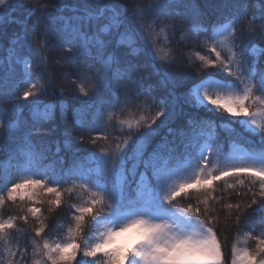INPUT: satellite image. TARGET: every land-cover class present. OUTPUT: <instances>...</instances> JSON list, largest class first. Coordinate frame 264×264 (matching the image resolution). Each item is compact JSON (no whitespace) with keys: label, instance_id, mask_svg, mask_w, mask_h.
Returning <instances> with one entry per match:
<instances>
[{"label":"snow or ice","instance_id":"1","mask_svg":"<svg viewBox=\"0 0 264 264\" xmlns=\"http://www.w3.org/2000/svg\"><path fill=\"white\" fill-rule=\"evenodd\" d=\"M0 161L4 264H264V0H0Z\"/></svg>","mask_w":264,"mask_h":264},{"label":"trees","instance_id":"2","mask_svg":"<svg viewBox=\"0 0 264 264\" xmlns=\"http://www.w3.org/2000/svg\"><path fill=\"white\" fill-rule=\"evenodd\" d=\"M69 2H71V0H69ZM219 2H220V0H198V3H200V5L202 7L205 4H210L213 7H215ZM14 28H15V25L10 26L8 28L9 33H11ZM164 50L168 51V49H164ZM192 58L195 61V55L194 54H193ZM185 59H187V57H185ZM195 63L199 64V61H195ZM154 111H155V109H152L153 113H154ZM139 115H144V116L147 117V116L150 115V113H149V111L147 109H145L143 112L139 113ZM61 143H62V141H61ZM101 145H103L105 147H114V146L106 143L103 140L98 141L97 147H99ZM81 147L82 148H87L89 146L82 145ZM3 163H4L3 161H0V166H2ZM220 186H221V188H226V186L223 185V184H221ZM77 191H79V190L77 189ZM227 191L232 192L233 190L232 189H227ZM231 199L233 201H235L237 199V197L233 196ZM72 202L73 201L69 198V194L65 193V195H64V205L60 209H56L52 213L49 214L47 212V205H44L42 210L45 211L46 215L50 216V219L48 220V223L51 224L53 222H56L55 223V227L57 229H59L60 221H62L64 219V217L66 216L67 205L72 203ZM5 211H6V215H5L4 218H7V215L16 216V215L20 214V208L18 206L12 205V204H8L6 206ZM17 225H18V228L24 230V232H26L29 237L32 236V234H33L32 233L33 224H32L31 221L27 225H25L23 221H17ZM219 232H220V239H221V241L223 242V244L225 246V253L226 254H230L231 246H232L233 243H236L238 245L239 242L242 240L243 241V244H242L243 247H246V246H248L251 243L247 239L246 235L241 234V235L237 236L236 233H235V229L227 227L223 223V220L221 221V226L219 228ZM56 239H57V236H55V235H53L51 237L52 241H55ZM25 243L28 244L27 264H31L32 261H33V257H34L33 256V244H34V242L31 239H29V240L25 241ZM15 248H16V242L15 241H12L11 243L6 245L4 241L0 240V264H4L5 259L7 258L8 251L9 250L15 251Z\"/></svg>","mask_w":264,"mask_h":264},{"label":"rangeland","instance_id":"3","mask_svg":"<svg viewBox=\"0 0 264 264\" xmlns=\"http://www.w3.org/2000/svg\"><path fill=\"white\" fill-rule=\"evenodd\" d=\"M130 240H131V235H122L121 237H118V246L123 247V246L127 245ZM41 244H42V241H41ZM242 244H243V241L241 240L239 242L238 246L243 248ZM33 256H34V254H33ZM34 259H39V256L33 257V261L31 264H34Z\"/></svg>","mask_w":264,"mask_h":264}]
</instances>
